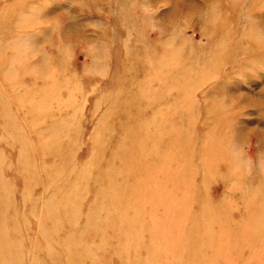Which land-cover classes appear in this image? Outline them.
<instances>
[{
    "label": "rangeland",
    "instance_id": "374dc122",
    "mask_svg": "<svg viewBox=\"0 0 264 264\" xmlns=\"http://www.w3.org/2000/svg\"><path fill=\"white\" fill-rule=\"evenodd\" d=\"M190 3L197 13L184 11ZM215 19L227 27L217 28ZM222 55L229 58L212 74L207 64ZM48 74L59 83L56 99L28 103L27 92L36 100ZM215 83L225 84L223 91L213 93ZM259 94L264 97V0H0V208L21 264H68L73 247L88 246L91 262L81 264H122L86 215L108 210L107 180L122 179L115 153L128 137L134 148L148 146L145 158L158 152V170L169 158L168 171L181 170L177 182L189 199L196 197L168 213L155 209V220L166 215L172 224L185 211L176 235L190 239V230L196 236V227L209 223L194 218L200 208L218 212L212 235L222 236L224 249H203L201 264H264V219L252 216L264 209ZM167 120L164 135L153 138V122ZM176 126L191 136L174 140L169 129ZM232 128L244 132L237 138ZM200 146L212 151V168L198 166L192 148ZM168 174L155 181L174 183ZM64 194L81 209L68 223L52 219ZM155 244L165 257L179 254L171 263L188 259L173 234Z\"/></svg>",
    "mask_w": 264,
    "mask_h": 264
},
{
    "label": "bare ground",
    "instance_id": "6f19581e",
    "mask_svg": "<svg viewBox=\"0 0 264 264\" xmlns=\"http://www.w3.org/2000/svg\"><path fill=\"white\" fill-rule=\"evenodd\" d=\"M183 9L184 11L187 12L192 11L194 12L193 14L197 13L198 11V8L195 3H190L186 8ZM207 10H209L208 7ZM215 21L217 22L216 23L217 28L223 29L228 25L225 22H218L217 19H215ZM215 33L220 37H222L221 35H223L220 32H215ZM221 41L223 42L224 40ZM222 48L225 51L224 44L222 45ZM226 57L229 58V56H224V55L216 56V58H214V56L211 57L209 64H207L208 70L213 74L212 68L216 67V65H221L223 60H225L224 63H226L227 61ZM62 75H63L62 73L58 74V78H60ZM48 76L51 79L52 76L50 74H48ZM58 85L59 83L56 81L55 78L51 79L49 83L43 84V88L40 89L41 93L40 94L37 93L38 98L36 100L34 98L32 101H31V99L33 98L31 97L32 94L27 92L26 99L29 101L28 103L32 104L33 102L35 103V101L39 100V105L44 106L45 103L43 101L47 102L48 100L47 97L52 100L56 99L53 96V92L54 90H57ZM224 85L225 84L223 83H218L217 85L215 83L212 92L213 93L216 92L215 89H221V88L223 89ZM47 90L49 91L48 95H47ZM41 94H42V98H41ZM231 95L232 97L230 98V100H233L235 94L234 95L231 94ZM217 100L218 99L216 100L213 99L212 102L215 105L216 104L219 106L223 105L220 99L218 101ZM258 102H260V104L264 102L263 94H259ZM214 104L211 106V108L215 106ZM4 106L6 108L7 104H5ZM223 107L226 110H228L225 106ZM221 111L224 112L222 107H221ZM221 111L219 113H221ZM6 112L7 113L9 112V108H6ZM210 113L212 114L213 112ZM228 119L229 118L221 119V120H224V123L225 122L227 123ZM186 121H192V120L188 119ZM152 122L153 121H151V123ZM167 126H168V120L165 122L154 121L149 132L153 138L157 137L158 133L164 135V130H167ZM228 126H230V124H228ZM216 130L217 129H215L214 127L213 131L211 132L213 137L215 136ZM169 131L172 133L174 140L176 135L183 137H185L186 135H188L189 137L191 136L190 129L185 127L184 128L182 127L181 129V126L171 127ZM231 131H233L232 134L236 133L237 131L239 133L237 134V138H238L241 132H244V129L242 128L238 130L236 128H232ZM130 138L137 139V137L135 136H130ZM63 139L64 138H62L61 140ZM127 140L130 142L129 137L127 138ZM127 140L125 139L124 142H121L119 144L118 149L116 150L115 153L116 159L118 158L119 164H121L122 170L121 173H119V175L122 177V179L120 181H117L115 178L112 179L111 181L107 180L109 187L108 210L101 216H96V213L95 215L90 213L86 215L87 218L86 223L91 225L90 228L97 235L96 237L101 239L102 242H104L103 245L108 246L110 245V243L115 245V247L112 246L114 248L113 250L117 251V257H120V261L122 264L178 263V262L171 263L169 259L170 258L179 259V254L177 256L176 253L173 251L170 256L165 257L157 252V249L159 247L158 245L155 244V240L160 241L164 238L166 239V237H171L172 234L174 238L177 239L178 243H183L182 244L183 256L189 255L187 256L188 259L185 260V262L183 260L179 261L182 262V264H201L200 261L203 259L201 255L204 252L203 249H209L211 247L216 246L223 250L224 245L219 241V239L222 236L213 237L212 235L213 234L212 227L214 228L219 224L217 223L218 212L215 211V208L213 206L209 208L206 207L205 205L204 207L200 208L199 211L201 212V216L199 215V212L194 214L195 215L194 218L196 219L198 217L207 218L209 220V223L204 224L202 228L196 227L197 230L196 236H195V231L193 229L190 230V232L188 233L191 236L190 239H185V236L177 237L176 235V231H179L180 229L183 232V228H180L179 225H182L180 223V220L185 215V211L179 210V214L178 216H176V220L172 224L171 222L170 223L166 222V217H165L166 215H161L157 220L154 219L155 216L154 213H156L155 209L158 211V209L162 208L163 211L165 210V213H168L170 211L175 210L174 208L175 205H179L182 203L184 204L185 202L189 203L192 201V199L194 200L196 197L189 199L187 196L188 195L192 196L190 191L187 192V190L183 187V185L177 182L179 177L182 175L181 170H174V172L168 171L169 167H167V164L169 162V158L163 160L162 168L158 170V168L155 167L156 163L158 162V152H150L148 156L145 155L147 156L146 159L143 155V149L144 150L147 149L148 146L146 148L135 146L136 148H134L130 145L131 143H129ZM182 146L183 148L187 147L186 144ZM192 149H194L192 153L197 155L199 158L198 166H201V168H208V169L212 168L211 166L214 163V161L212 160L211 157V155H213L211 150L205 151V149L203 150L201 146L200 148L198 147ZM163 151H164V155H166V153L168 152V150H163ZM57 169L63 170L64 167L62 164H58ZM168 173L171 174L174 183L173 181H169L166 182L165 184H162L160 181L159 182L155 181L159 177L165 179L166 177L169 176ZM5 193L1 190V195H4ZM57 194L58 193H56V195ZM67 196H68L67 194H64L62 196L61 205L59 207L52 208L53 221L63 218L64 220L67 219V223H68L69 221L68 219H71L70 217H73L77 214L79 215L81 209L78 207V204L71 202V200L67 198ZM45 202L49 205V209H51L52 207L51 199H48V196ZM34 209L36 210L35 206ZM35 212L36 211H34V213ZM41 215L39 216L40 224H42L43 222ZM170 216L173 218L174 217L173 213H170ZM252 216H257L259 218L264 219V209H261L258 213ZM5 220L6 217L3 218V212L1 211L0 208V264H21V260L24 257L22 254H20L19 252L20 249H16L12 244L11 236L8 235L6 232V231L10 232V230L9 227L6 226ZM104 222H107L110 225L111 228L110 230L109 228H105V230L103 229L101 224ZM49 223L50 222H48L47 224ZM52 224L56 226L58 225L57 223L56 224L52 223ZM144 234H148L147 235L148 240L144 239ZM222 234H224V232H222ZM203 236H205V238H202ZM90 247L93 246H88L87 248L81 247L80 249H77V247H73V252H72L73 255H70V252L72 250L68 254V259H69L68 264H81L82 262L81 260H85V259L89 262L90 257L88 258V256L92 254L91 253L92 250H90ZM85 249H86V253L82 254L83 251L85 252ZM141 252L144 253L143 257H141ZM93 261L91 264H97V263H93ZM95 261H97V259Z\"/></svg>",
    "mask_w": 264,
    "mask_h": 264
}]
</instances>
